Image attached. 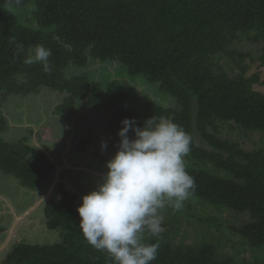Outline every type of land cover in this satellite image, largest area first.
<instances>
[{
  "label": "trees",
  "instance_id": "16d2710c",
  "mask_svg": "<svg viewBox=\"0 0 264 264\" xmlns=\"http://www.w3.org/2000/svg\"><path fill=\"white\" fill-rule=\"evenodd\" d=\"M252 35L263 41L261 55L252 57L262 64L264 0H0V90L26 95L47 86L68 92L67 103L81 97L103 109L110 117V136L104 142L107 148L100 145L93 154L103 162L115 154L112 137L124 118H134L140 127L152 117L172 118L192 138L189 164L185 163L195 179L190 197L248 214L250 220L233 229L245 243L263 249L264 148L248 151L219 137L216 123L233 122L245 131L264 134V92L254 86L258 74L246 76L243 63L249 53L233 47L236 40ZM37 44L51 49V72H45L42 63H24L28 49ZM223 54L242 72L220 71ZM90 59L118 61L130 77L156 85L175 100L174 105L147 101L141 110H131L120 104L123 91L104 90L85 74L68 77L70 65L85 67ZM5 127L0 112V131ZM195 132L208 148L195 141ZM208 162L223 174L205 168ZM0 167L30 190L50 184L55 170L43 152L33 153L26 139L16 143L0 139ZM80 204L77 194L59 182L44 214L47 228L60 231L62 239L16 243L3 264H112L106 252L97 251L81 234ZM179 213L183 209L164 220L171 227L159 237L143 233L144 242L159 243L151 264H234L219 255L215 244H178L172 222Z\"/></svg>",
  "mask_w": 264,
  "mask_h": 264
},
{
  "label": "clouds",
  "instance_id": "9594fccd",
  "mask_svg": "<svg viewBox=\"0 0 264 264\" xmlns=\"http://www.w3.org/2000/svg\"><path fill=\"white\" fill-rule=\"evenodd\" d=\"M23 51V45H18ZM51 49L37 44L28 49L25 64L42 63L52 71ZM118 130L117 150L106 162L107 171L96 188L81 197L77 207L79 229L97 251L106 252L112 264H151L159 243H146L143 233L163 232L161 210L179 211L195 190V179L185 157L192 138L172 118L146 120L142 127L124 118ZM129 132L133 133L130 138ZM102 149L107 144H101Z\"/></svg>",
  "mask_w": 264,
  "mask_h": 264
},
{
  "label": "crops",
  "instance_id": "0c3cea01",
  "mask_svg": "<svg viewBox=\"0 0 264 264\" xmlns=\"http://www.w3.org/2000/svg\"><path fill=\"white\" fill-rule=\"evenodd\" d=\"M105 62L90 59L87 66L70 65V69L77 71L75 75L85 74L91 82L100 83L104 90L109 88L119 90L112 87V81L106 82L107 78H110L109 80L115 78L117 72L115 69H109ZM87 70L95 71V79L90 78ZM122 70L125 71L124 68ZM126 73L120 74L124 79L116 83L125 81L127 85L132 84L133 89H137L139 99L133 109L141 110L149 100L145 92L142 96L140 87L142 84L144 87L148 81L142 83L139 81L140 77L132 78ZM128 79L131 80L129 83ZM68 96L69 93L66 91L47 86H41L37 91L26 95L12 93L3 98L0 96V112L6 121V127L0 131V139L8 143L26 139L34 154L43 152L45 158L55 164L51 182L56 169L59 168V182L64 183L68 191L77 194L78 202L82 203L81 197L102 182L107 171L106 162L112 158L109 156L103 162L93 156L96 149L110 136L108 128L110 117L103 109L94 108L81 97L67 103ZM117 133L112 137L115 152L119 143ZM46 184L43 182L35 190H30L24 187L14 174L7 173L0 167V244L5 240L14 218L23 214L41 198L40 193ZM42 206L28 216L27 220L33 218L31 219L33 226H40L34 214L37 210L44 211V205ZM27 220L18 224L16 236L20 224L28 223Z\"/></svg>",
  "mask_w": 264,
  "mask_h": 264
},
{
  "label": "rangeland",
  "instance_id": "374dc122",
  "mask_svg": "<svg viewBox=\"0 0 264 264\" xmlns=\"http://www.w3.org/2000/svg\"><path fill=\"white\" fill-rule=\"evenodd\" d=\"M262 45L263 41L261 39H255V37L252 35L250 36V39L247 37H241L240 39L236 40L233 44V47L239 49L240 51L242 50L249 53V55L244 58L245 62L243 63L247 66V71L245 72L246 76L258 74L259 81L255 83L254 86L257 90L264 92V63L261 64L260 61H253L252 59V57L257 59L261 55L260 49ZM234 56H238L237 53L234 52ZM231 60L232 59L230 56L223 54L221 56V60L219 61V70L226 72L229 75L241 73V67ZM105 63L109 69H115L117 74L119 73V75L116 74V77L112 78V80L107 78L106 82L109 83L108 81H112V87H116V89L122 90L124 92V96L120 100V104L128 107L131 110H135L133 107L137 105V99H139L137 89H133L132 84H128V86L125 81L118 84L116 83L117 81H122L121 79H124V77L120 74L126 73V71L122 70L118 61H106ZM116 63L118 65H116ZM76 72L77 71L71 70L70 66L67 68L68 77L75 75ZM98 72L99 70H97V73ZM87 74L92 80L95 79L94 76L96 74L94 70H87ZM17 78L22 80L21 76H17ZM129 81L131 80L128 79V83ZM139 81L143 83L145 79L140 77ZM142 85L140 87V90L143 92L142 96L145 92V96H147L149 101H159L162 104L174 105L175 100L166 96V93L160 92L156 85H153L149 82L144 84V87ZM0 94L2 98L6 96L2 90H0ZM216 123L218 125L217 134L219 137L232 142H237L242 148L248 151L264 148V134L262 132L245 131L233 122L217 121ZM129 136L130 138H133L131 137V132H129ZM195 141L203 147H209L206 142L201 140L197 132H195ZM185 163L189 164L188 157H185ZM204 167L214 173L220 175L223 174V171L218 170L213 163L208 162L204 165ZM49 185L50 184L45 185L43 191L40 193L39 198L47 192ZM164 209L167 212L166 214ZM164 209L161 210V214L164 217V224H162V227L163 230H166V228L171 227V225L169 224V226H165L167 224L164 220L173 218L176 211L171 206H167ZM182 209L184 213H179L177 216V221L172 222V224L175 225V231L173 233L174 240L178 244H199L209 242L216 245L217 251L221 257L231 258L234 264H245L252 261L264 262V248L255 249L248 243H245V241L240 238L233 229L247 223L250 220V216L248 214H236L228 209H218L209 204H203L202 202L198 201V199H193L190 196L186 201H184V206ZM34 215L37 217L40 226H33V221L31 220L33 218L27 220L29 221L28 223H21L17 231V236L14 237V242L8 247L7 250L0 252V264H3V260L5 259L6 255L16 243L27 242L32 244H45L58 242L62 239L60 231L50 230L47 228V219L44 215V211L37 210ZM165 215H169L168 218Z\"/></svg>",
  "mask_w": 264,
  "mask_h": 264
},
{
  "label": "water",
  "instance_id": "95a60500",
  "mask_svg": "<svg viewBox=\"0 0 264 264\" xmlns=\"http://www.w3.org/2000/svg\"><path fill=\"white\" fill-rule=\"evenodd\" d=\"M59 168L56 169L55 172V177L53 181L51 182L47 192L40 198L38 199L31 207H29L23 214L17 215L15 217V221H13L7 236L5 240L0 244V252H3L8 249V247L14 242V237L16 236V229L18 224L21 221H26L28 219V216L39 206L45 205V203L50 199V197L53 195L55 192L56 186L58 182L60 181V175H59Z\"/></svg>",
  "mask_w": 264,
  "mask_h": 264
},
{
  "label": "flooded vegetation",
  "instance_id": "af4514ba",
  "mask_svg": "<svg viewBox=\"0 0 264 264\" xmlns=\"http://www.w3.org/2000/svg\"><path fill=\"white\" fill-rule=\"evenodd\" d=\"M94 60V59H93ZM97 60V59H96Z\"/></svg>",
  "mask_w": 264,
  "mask_h": 264
}]
</instances>
